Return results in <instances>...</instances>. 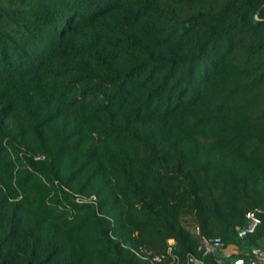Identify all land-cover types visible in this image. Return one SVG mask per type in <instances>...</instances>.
I'll list each match as a JSON object with an SVG mask.
<instances>
[{
    "label": "trees",
    "instance_id": "obj_1",
    "mask_svg": "<svg viewBox=\"0 0 264 264\" xmlns=\"http://www.w3.org/2000/svg\"><path fill=\"white\" fill-rule=\"evenodd\" d=\"M195 228L264 243V0H0V264L199 256Z\"/></svg>",
    "mask_w": 264,
    "mask_h": 264
},
{
    "label": "built area",
    "instance_id": "obj_2",
    "mask_svg": "<svg viewBox=\"0 0 264 264\" xmlns=\"http://www.w3.org/2000/svg\"><path fill=\"white\" fill-rule=\"evenodd\" d=\"M40 157H36L39 159ZM54 184H57L55 182ZM65 191L72 194L73 199L78 204H94L96 205V197H84L71 193L66 188ZM263 211L259 208L251 209L245 214L246 224L237 229L238 238H245L253 234L261 225V214ZM195 234L198 237V252L199 256L187 254L184 257L180 256L175 248V241L169 239L165 250L162 253L155 254L148 249L134 250L132 253L139 257L143 264H208L205 258L211 254L215 255L216 264H264V243L259 248H253L247 252L244 257H231L237 251L236 246L227 245L218 237H207L201 235L198 228H195Z\"/></svg>",
    "mask_w": 264,
    "mask_h": 264
},
{
    "label": "rangeland",
    "instance_id": "obj_3",
    "mask_svg": "<svg viewBox=\"0 0 264 264\" xmlns=\"http://www.w3.org/2000/svg\"><path fill=\"white\" fill-rule=\"evenodd\" d=\"M183 222H184V224H185L186 226H188V229H189L190 231L193 230V226H192L189 222H187V220H183Z\"/></svg>",
    "mask_w": 264,
    "mask_h": 264
}]
</instances>
